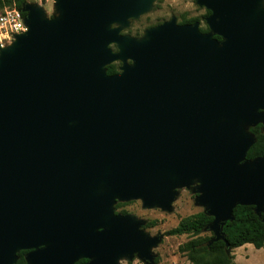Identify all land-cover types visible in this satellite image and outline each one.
<instances>
[{"label":"water","instance_id":"water-1","mask_svg":"<svg viewBox=\"0 0 264 264\" xmlns=\"http://www.w3.org/2000/svg\"><path fill=\"white\" fill-rule=\"evenodd\" d=\"M53 1L50 19L23 3L0 48V264H152L159 237L113 206L168 211L178 188L212 242L236 206L260 216L264 156L245 154L264 134L261 0H193L206 33L170 18L138 38L121 30L152 0Z\"/></svg>","mask_w":264,"mask_h":264},{"label":"rangeland","instance_id":"rangeland-1","mask_svg":"<svg viewBox=\"0 0 264 264\" xmlns=\"http://www.w3.org/2000/svg\"><path fill=\"white\" fill-rule=\"evenodd\" d=\"M24 3L39 8L47 19L56 15L53 0H24ZM261 3L264 6V0H261ZM8 8L13 7L4 6L0 12ZM205 12V9L198 7L193 0H152L148 11L135 19H130L127 27L121 30V34L138 38L146 29L168 21L170 18H174L177 23L182 19H195L198 28L204 29L207 28L204 22ZM111 27H116V25ZM195 198L196 194L191 188H178L175 189V195L168 211L142 208L138 200H132L115 203L113 213L124 212L142 222L141 227L148 236L159 237L157 245L150 251L153 255L152 264H190L184 255L178 252V247L192 240L193 237L189 235L165 236V232L174 228L184 217L204 213V208L195 203ZM209 234H211L209 231L204 230L201 236ZM229 254L232 255L234 264H264V247L254 249L251 245H244L230 250ZM117 264L145 263L134 255L130 260L119 259Z\"/></svg>","mask_w":264,"mask_h":264},{"label":"trees","instance_id":"trees-1","mask_svg":"<svg viewBox=\"0 0 264 264\" xmlns=\"http://www.w3.org/2000/svg\"><path fill=\"white\" fill-rule=\"evenodd\" d=\"M23 3L24 0H0V10L4 6L19 10ZM205 13V16L209 14L208 11ZM22 15L24 14L22 13ZM195 21V19H182L179 23ZM201 30L205 32L207 28ZM214 38L219 39L218 37ZM117 67L118 64L108 65L105 68L106 74L116 73ZM260 129L259 124L249 129L254 136V143L245 154L246 160L264 156V134L261 133ZM232 216L233 220L226 222L221 228L223 241L212 242V234L201 236L212 220L204 213H197L180 219L174 228L165 232V236L189 235L193 237L192 240L178 247V252L184 255L190 264H234L233 257L226 252L227 250L245 244L251 245L254 249H260L264 246V210L260 216H256L252 206H236L232 210ZM23 254L24 251L16 254V264H25ZM75 264H85V260H79Z\"/></svg>","mask_w":264,"mask_h":264},{"label":"built area","instance_id":"built-area-1","mask_svg":"<svg viewBox=\"0 0 264 264\" xmlns=\"http://www.w3.org/2000/svg\"><path fill=\"white\" fill-rule=\"evenodd\" d=\"M22 18V13L14 7L0 12V48L9 45L14 35L25 31ZM17 24L20 25L19 28Z\"/></svg>","mask_w":264,"mask_h":264},{"label":"flooded vegetation","instance_id":"flooded-vegetation-1","mask_svg":"<svg viewBox=\"0 0 264 264\" xmlns=\"http://www.w3.org/2000/svg\"><path fill=\"white\" fill-rule=\"evenodd\" d=\"M206 11V10H205ZM209 15V14H208ZM207 15V16H208ZM205 19V18H204ZM192 23H195V22H192ZM192 23H184V24H192ZM197 23V22H196ZM176 24L177 25H184V24H180V23H177L176 22ZM198 30H199V32H201V33H206L207 31H205V32H203L201 29H199L198 28ZM133 38H136V37H133ZM113 48V47H112ZM119 65V64H118ZM118 68H119V66L117 67V71H118ZM117 73V72H116ZM115 74V73H114ZM116 203H120V202H116ZM117 214H120V215H126L125 213H122V212H120V213H117ZM140 229L141 230H143V228L142 227H140ZM144 231V230H143ZM152 237V236H151ZM25 253H27V251H24V254H23V256L25 255ZM81 260H84V259H81ZM79 261V260H78ZM85 262H86V260H85Z\"/></svg>","mask_w":264,"mask_h":264},{"label":"crops","instance_id":"crops-1","mask_svg":"<svg viewBox=\"0 0 264 264\" xmlns=\"http://www.w3.org/2000/svg\"><path fill=\"white\" fill-rule=\"evenodd\" d=\"M245 245H249V244H245ZM242 246H244V245H242ZM242 246H241V247H242ZM263 247H264V246H263ZM238 248H239V247H238ZM232 250H234V249H232ZM233 261H234V260H233Z\"/></svg>","mask_w":264,"mask_h":264},{"label":"clouds","instance_id":"clouds-1","mask_svg":"<svg viewBox=\"0 0 264 264\" xmlns=\"http://www.w3.org/2000/svg\"><path fill=\"white\" fill-rule=\"evenodd\" d=\"M20 27V25L19 24H17V28H19Z\"/></svg>","mask_w":264,"mask_h":264}]
</instances>
